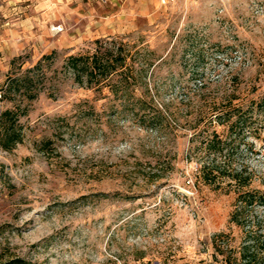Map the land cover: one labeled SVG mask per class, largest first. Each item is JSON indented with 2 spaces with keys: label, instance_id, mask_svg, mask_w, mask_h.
Returning a JSON list of instances; mask_svg holds the SVG:
<instances>
[{
  "label": "rangeland",
  "instance_id": "rangeland-1",
  "mask_svg": "<svg viewBox=\"0 0 264 264\" xmlns=\"http://www.w3.org/2000/svg\"><path fill=\"white\" fill-rule=\"evenodd\" d=\"M108 38L146 69L125 97L120 77L88 88L65 69ZM42 59L37 98L0 95L22 136L7 150L0 126V264L237 257L239 193L264 192V0H0V84ZM214 131L218 161L248 186L201 172Z\"/></svg>",
  "mask_w": 264,
  "mask_h": 264
},
{
  "label": "trees",
  "instance_id": "trees-1",
  "mask_svg": "<svg viewBox=\"0 0 264 264\" xmlns=\"http://www.w3.org/2000/svg\"><path fill=\"white\" fill-rule=\"evenodd\" d=\"M94 51L81 55H72L65 62V69L69 71L76 83L88 88L102 89L111 84L115 77L118 79V85H113L112 92L125 97L127 89L131 83H137L138 78L143 79V73L146 69L144 65L136 70L128 64L129 51L119 45L115 38L98 39L95 41ZM51 56H45L43 59H50ZM43 59L34 67L28 69L24 74L11 77L5 85L0 84V95L3 99L8 96L18 94L21 90L23 94L31 99L37 98L40 94L39 82L41 80V71L43 69ZM135 73L137 75H135ZM116 88V89H115ZM257 113H264V96L254 102ZM14 112L6 110L0 115V126L4 129L2 144L7 150H11L22 141L21 133L13 124L6 126V118L13 117ZM231 116L227 113H217L212 118L214 122L223 125L231 121ZM223 140L220 135L214 131L207 137V148L212 151L214 158L210 163L201 167V172L206 178L218 172L219 174H230L234 179L241 182L242 186H248L247 178L240 175H233L228 168L222 167L218 161L219 153L223 149ZM216 178V175H214ZM212 180V179H211ZM252 180V177H251ZM212 182V181H211ZM264 209V192L251 189L239 193L237 207L232 215V221L242 227L246 232L244 243L240 246L237 257H227L228 264H264V232L261 223L259 210ZM261 217V219H260ZM9 264H30L24 260H15Z\"/></svg>",
  "mask_w": 264,
  "mask_h": 264
},
{
  "label": "built area",
  "instance_id": "built-area-1",
  "mask_svg": "<svg viewBox=\"0 0 264 264\" xmlns=\"http://www.w3.org/2000/svg\"><path fill=\"white\" fill-rule=\"evenodd\" d=\"M163 4L174 3L178 0H160ZM186 1H198V0H186Z\"/></svg>",
  "mask_w": 264,
  "mask_h": 264
}]
</instances>
